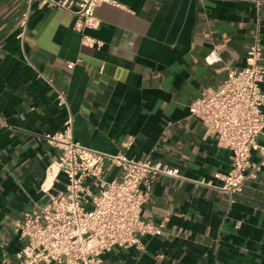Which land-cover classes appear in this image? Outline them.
Instances as JSON below:
<instances>
[{"label": "crops", "instance_id": "0c3cea01", "mask_svg": "<svg viewBox=\"0 0 264 264\" xmlns=\"http://www.w3.org/2000/svg\"><path fill=\"white\" fill-rule=\"evenodd\" d=\"M116 1L96 9L101 27L87 33L102 45L89 48L74 16L36 6L19 40L27 2L0 0V264L15 263L22 247L14 223L65 188L49 173L60 154L46 137L68 114L82 146L160 161L181 176L159 177L143 208L162 235L144 237V250L113 249L104 264H264V166L243 192L221 191L216 175L230 173L232 154L189 112L246 66L254 35L264 46V0ZM251 161L260 165L261 153Z\"/></svg>", "mask_w": 264, "mask_h": 264}, {"label": "built area", "instance_id": "2783aa9c", "mask_svg": "<svg viewBox=\"0 0 264 264\" xmlns=\"http://www.w3.org/2000/svg\"><path fill=\"white\" fill-rule=\"evenodd\" d=\"M26 2L19 22V40L26 38L36 6L74 16L75 30L89 48L102 45L87 33L101 27L96 9L104 4L121 7L116 0ZM252 39L246 66L230 69L218 89L205 91L189 107L190 116L202 123L219 147L232 154L230 173L216 175L223 183L221 191L229 195L243 192L245 184L257 178L260 166H264V148L259 145L264 135V46L258 35ZM216 62L207 58L210 65ZM49 84L52 86V80ZM58 102L61 107L67 105L61 91ZM46 139L60 154L49 173L63 175L65 188L50 194L45 205L35 207L14 223L23 244L13 264H104V256L113 249L144 250V237L162 235L163 225L144 219L143 208L159 177L181 178L177 169L149 158L137 161L124 152L112 155L82 146L75 141L71 114L63 129ZM133 143L134 137H129L122 148L128 150ZM254 151L261 153L260 165L251 161ZM111 169H117L119 174L108 179Z\"/></svg>", "mask_w": 264, "mask_h": 264}]
</instances>
